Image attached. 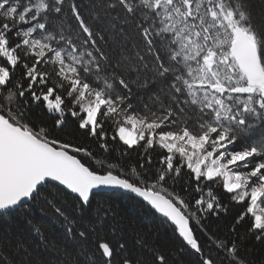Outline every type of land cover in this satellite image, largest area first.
Listing matches in <instances>:
<instances>
[{
  "label": "snow or ice",
  "instance_id": "6c2138e0",
  "mask_svg": "<svg viewBox=\"0 0 264 264\" xmlns=\"http://www.w3.org/2000/svg\"><path fill=\"white\" fill-rule=\"evenodd\" d=\"M0 264H264V0H0Z\"/></svg>",
  "mask_w": 264,
  "mask_h": 264
},
{
  "label": "trees",
  "instance_id": "16d2710c",
  "mask_svg": "<svg viewBox=\"0 0 264 264\" xmlns=\"http://www.w3.org/2000/svg\"><path fill=\"white\" fill-rule=\"evenodd\" d=\"M119 195H120V194H117L118 197H119ZM43 227H45V228H50V227H52L51 221H49L47 218H45V219L43 220Z\"/></svg>",
  "mask_w": 264,
  "mask_h": 264
}]
</instances>
